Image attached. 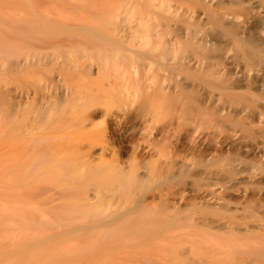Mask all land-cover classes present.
<instances>
[{
  "label": "bare ground",
  "instance_id": "obj_1",
  "mask_svg": "<svg viewBox=\"0 0 264 264\" xmlns=\"http://www.w3.org/2000/svg\"><path fill=\"white\" fill-rule=\"evenodd\" d=\"M0 69L10 226L264 264V0H0Z\"/></svg>",
  "mask_w": 264,
  "mask_h": 264
},
{
  "label": "rangeland",
  "instance_id": "obj_2",
  "mask_svg": "<svg viewBox=\"0 0 264 264\" xmlns=\"http://www.w3.org/2000/svg\"><path fill=\"white\" fill-rule=\"evenodd\" d=\"M4 78V69H0L2 85ZM2 111L3 106L0 105V264H199L194 260L176 259L182 253H196L199 247L191 246L186 240L180 244L169 243L170 236L175 234L170 231L160 236H144L100 229L22 231L10 226L2 174L6 148ZM188 208L194 214L215 213L199 203L195 206L189 204ZM90 219L92 218H82L81 221ZM44 257L47 261L45 263Z\"/></svg>",
  "mask_w": 264,
  "mask_h": 264
}]
</instances>
